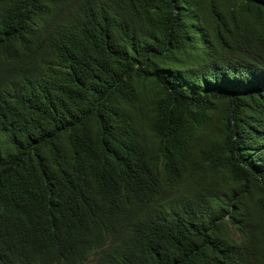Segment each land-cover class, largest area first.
Wrapping results in <instances>:
<instances>
[{
	"label": "trees",
	"instance_id": "16d2710c",
	"mask_svg": "<svg viewBox=\"0 0 264 264\" xmlns=\"http://www.w3.org/2000/svg\"><path fill=\"white\" fill-rule=\"evenodd\" d=\"M0 264H264V0H0Z\"/></svg>",
	"mask_w": 264,
	"mask_h": 264
}]
</instances>
